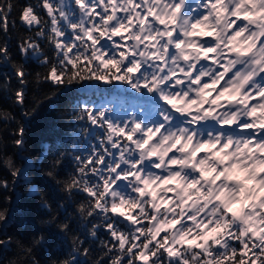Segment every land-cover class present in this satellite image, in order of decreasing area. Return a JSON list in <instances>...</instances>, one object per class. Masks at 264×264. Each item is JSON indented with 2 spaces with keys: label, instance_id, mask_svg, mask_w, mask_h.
Wrapping results in <instances>:
<instances>
[{
  "label": "snow or ice",
  "instance_id": "obj_1",
  "mask_svg": "<svg viewBox=\"0 0 264 264\" xmlns=\"http://www.w3.org/2000/svg\"><path fill=\"white\" fill-rule=\"evenodd\" d=\"M16 8L0 0V61L11 64L3 87L31 117L42 101L27 108L30 74L13 60ZM19 13L32 34L16 46L43 66L35 82L53 89L44 100L70 86L123 82L155 102L123 116L90 100L72 106L74 119L89 123L83 133L94 126L101 135L72 156L62 179L67 154L43 153L52 158L40 179L55 182L64 199L84 195L79 223L68 215L43 221L61 234V256L48 264H264V0H28ZM0 117L15 119L3 110ZM11 137L18 154L28 151L23 122ZM0 160L11 177L0 176V264L14 244L22 259L9 264H40L43 233L9 234L24 225L3 193L27 168L6 155L3 136ZM33 191L51 211L46 193Z\"/></svg>",
  "mask_w": 264,
  "mask_h": 264
},
{
  "label": "trees",
  "instance_id": "obj_2",
  "mask_svg": "<svg viewBox=\"0 0 264 264\" xmlns=\"http://www.w3.org/2000/svg\"><path fill=\"white\" fill-rule=\"evenodd\" d=\"M7 2V0H6ZM17 8L10 14V19L16 20V25L9 32V37L13 44V60L25 64L29 72L28 85V100L27 108L36 106V99L39 98L42 102L37 107L36 112L31 117H23V111L18 105L12 103L11 98H6V90L3 87L5 83L2 73L11 70V64L0 61V110L10 112L15 118L8 120L0 117V136L5 140V153L12 156L17 165H25L27 171L25 177L20 178L17 185L3 193L4 196L11 195L13 199L4 206L10 209L11 215L15 221L21 222L24 227L11 226L9 234L15 235L21 239H30L43 233L47 237L45 246H38L36 249V259L40 264H48L51 259L60 257L61 254L55 249L60 243L61 234L55 223L44 224L51 216L56 215L58 220H62L65 215L72 218L73 222L79 223V217L75 212L76 204L83 201L84 195L78 194L71 200L64 199V194L59 191V187L55 182H46L40 179L43 171L47 169V165L51 160V155L47 158L43 153H55L57 150L67 154V162L65 167L60 171L59 178H65L71 174L75 162L72 160L74 154L84 152L90 148V145L96 143L95 137L101 135L94 126L90 128V135L83 133L84 128H89V123L79 122L74 119L72 106L79 101H92L96 104H109L117 108H127L132 105L136 109L145 107L142 101L138 100L132 94L133 90L128 88L123 82L120 87H112L105 85L104 82H97L99 86L89 89H84L83 85L70 86L68 89H60L57 97L52 101L44 100L45 94H50L53 89L50 85L37 86L35 82V74L43 72V66L35 58H24L19 54L18 45L19 37L31 35L19 21V6L23 5L28 0H10ZM35 3L36 0H30ZM3 33L0 32V37ZM43 48L45 52L51 56L53 51L50 46L44 42ZM11 87L15 88L17 82L15 80L8 82ZM21 121L25 124L28 132V151L23 155L17 153L16 149L11 146V130L17 126V122ZM73 144H76V151L73 149ZM43 165V169L41 168ZM0 176L11 178L10 173L3 161L0 160ZM26 178L31 180V183L26 182ZM34 186H38L40 190L47 195L48 202L52 205L51 211L48 208L41 207L40 196L33 191ZM58 203H63L64 208H59ZM90 227V225H88ZM100 239L106 238V233L103 229L99 232ZM67 243H70V238ZM96 248L99 249V241H96ZM17 247L14 244L3 258V264H9V261L17 260Z\"/></svg>",
  "mask_w": 264,
  "mask_h": 264
},
{
  "label": "rangeland",
  "instance_id": "obj_3",
  "mask_svg": "<svg viewBox=\"0 0 264 264\" xmlns=\"http://www.w3.org/2000/svg\"><path fill=\"white\" fill-rule=\"evenodd\" d=\"M151 108H152V107H147V108H146V110H149V111H150V110H151Z\"/></svg>",
  "mask_w": 264,
  "mask_h": 264
}]
</instances>
